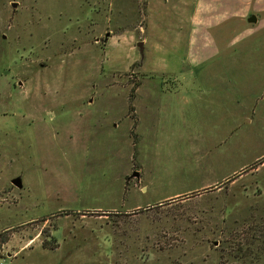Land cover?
Returning <instances> with one entry per match:
<instances>
[{"label": "rangeland", "instance_id": "374dc122", "mask_svg": "<svg viewBox=\"0 0 264 264\" xmlns=\"http://www.w3.org/2000/svg\"><path fill=\"white\" fill-rule=\"evenodd\" d=\"M236 5L0 0V264H264V0Z\"/></svg>", "mask_w": 264, "mask_h": 264}, {"label": "crops", "instance_id": "0c3cea01", "mask_svg": "<svg viewBox=\"0 0 264 264\" xmlns=\"http://www.w3.org/2000/svg\"><path fill=\"white\" fill-rule=\"evenodd\" d=\"M223 2L225 3L226 7H229V11H227L226 13L227 15H225V18L244 19L245 17L249 16V14L246 12L245 9L240 8L236 5L237 0H223ZM219 16H220L219 14L213 15L211 12L207 10L200 12L199 15L200 20L202 22V25H199V28L201 27L200 33L204 34L206 39L205 44L203 46L200 45L199 49H203L205 53L206 54L209 53L210 56H203L201 60H198L197 64H202V63L207 64V68H205V71L208 70V68L213 64L219 62V60L216 59L220 55L219 46L214 38L213 31L214 30L217 31V29L222 27L225 21L228 20V19L223 20ZM230 62H231L230 60L227 61L226 59L223 65H228V63ZM214 70L211 69V72H213Z\"/></svg>", "mask_w": 264, "mask_h": 264}, {"label": "water", "instance_id": "95a60500", "mask_svg": "<svg viewBox=\"0 0 264 264\" xmlns=\"http://www.w3.org/2000/svg\"><path fill=\"white\" fill-rule=\"evenodd\" d=\"M249 22H250V23H256V22H257V17H256L255 15H252V16L249 18ZM137 46H138L140 52H141L142 55H143V50H144V48H143V43L140 42V43H138ZM133 177H139L138 172H136V173L133 175ZM12 184H13L15 187L19 188V189L22 188L21 180H20L19 178L14 179V180L12 181Z\"/></svg>", "mask_w": 264, "mask_h": 264}]
</instances>
